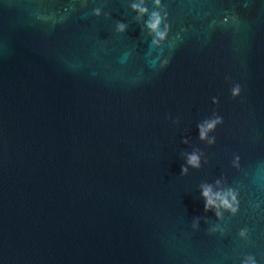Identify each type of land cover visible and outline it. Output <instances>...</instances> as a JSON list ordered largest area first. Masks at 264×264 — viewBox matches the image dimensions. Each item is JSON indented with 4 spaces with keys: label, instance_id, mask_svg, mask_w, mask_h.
Masks as SVG:
<instances>
[{
    "label": "water",
    "instance_id": "obj_1",
    "mask_svg": "<svg viewBox=\"0 0 264 264\" xmlns=\"http://www.w3.org/2000/svg\"><path fill=\"white\" fill-rule=\"evenodd\" d=\"M251 261L264 0H0V264Z\"/></svg>",
    "mask_w": 264,
    "mask_h": 264
},
{
    "label": "clouds",
    "instance_id": "obj_2",
    "mask_svg": "<svg viewBox=\"0 0 264 264\" xmlns=\"http://www.w3.org/2000/svg\"><path fill=\"white\" fill-rule=\"evenodd\" d=\"M133 9L139 10L141 13L147 12L146 8H139L138 9L136 5H133ZM97 14H99L98 10H97ZM160 22L161 21H160L159 14L154 13L153 16L151 17L150 21L148 22L147 27L149 29L155 31V30H157ZM118 27L121 31H124V29H125V26L122 24L119 25ZM158 35H163V34L158 33ZM240 92H241V87H240V85H237L235 88L232 89V97L233 98L238 97ZM213 103H216V101L214 100ZM221 123H223L222 118H217V119L205 121L204 124H202V125H198L200 139L201 140L206 139L208 132L215 130L216 126L218 124H221ZM212 142L213 141H209V143H212ZM187 163L189 166L198 168L199 167V157L195 153H193V154L188 156ZM181 172H182V174H185L187 172V169L182 167ZM201 194H202V198L205 200V211H208V210L212 209L213 207H215L216 206V200H220L221 204L226 209H230L232 212L236 211L235 208H232V205L229 203L227 198L221 196L219 193H213L210 186L203 187ZM233 199H235V197H233ZM217 215H219V213H217ZM241 235H244V233L242 232ZM250 260H251V258H250ZM251 264H255V262L251 261Z\"/></svg>",
    "mask_w": 264,
    "mask_h": 264
}]
</instances>
